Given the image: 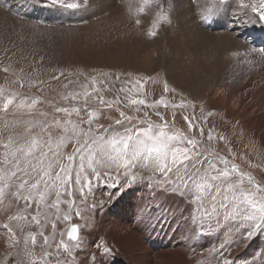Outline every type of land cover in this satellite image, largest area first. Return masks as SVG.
Segmentation results:
<instances>
[{
    "label": "rangeland",
    "instance_id": "rangeland-1",
    "mask_svg": "<svg viewBox=\"0 0 264 264\" xmlns=\"http://www.w3.org/2000/svg\"><path fill=\"white\" fill-rule=\"evenodd\" d=\"M68 1L70 0H0V90H2L0 95H9L15 92L23 94L20 98L26 96L29 99L39 98L41 101L32 110L31 115L26 113L13 115L0 112V142L7 140L10 135L13 139L23 138L27 135L26 129L31 127L27 121L36 124L37 122L51 123L53 119H60L61 121L69 119L63 113H57L55 111L56 107H80V115L73 114L70 119L74 122L79 121L81 118L86 120L87 111L84 110V96L82 94L86 89H91L92 78H96L98 87L102 91L93 95H103L106 100H115L119 97L123 104L113 105L111 108L101 107L99 102L90 96L88 98V108L99 111V118L93 121L94 125L102 124L104 127L111 125L116 131L122 132L123 127L115 126L114 123L121 118L120 111H124L128 116H139L140 118H143V113L146 111L154 124H163L167 121L172 130L197 140L202 151L207 149L210 153L226 158L229 164H236L242 172L250 174L256 182L264 186V126H257V109H253L248 117L244 116L242 114L244 98L236 94L228 98L225 96L224 91L225 85L231 86L233 84L237 71L247 70L252 73L257 69H264V61L260 55L252 56L246 48L234 51L233 47L225 41L209 38L192 30L189 34L191 37L190 47L194 56L186 54L185 49L181 50L178 55L180 59V63L177 64L178 68L175 71H167L166 57L164 54H160V49L148 45H145L144 48H137L132 43L130 45L125 43L133 41L131 37L135 36L140 39L146 37L148 41H154L155 36L162 37L160 35L162 32L157 34V28L155 29L157 35L151 36L149 33L154 30L153 28L146 27L142 23H135L141 9L148 8L149 12L151 11L153 14L154 22L157 21L156 23L161 27L167 29L178 28L180 17L175 0H147V2L145 0H130L132 2L131 8H128V0H120L124 2V5L120 7L121 10L119 9L118 14L127 21L125 20L126 23H123L119 29H116V26L111 23L98 31L86 29L80 34L63 32L65 26L59 27L54 23L57 19L55 16L61 15V12H59L60 7H67L66 14L72 15V7L65 4ZM83 1L87 2V0ZM183 1H186L190 7L191 19L193 18L197 24L200 17L205 14V11L201 12L205 0H195L194 3L191 0ZM233 1L235 2L233 5L234 10L237 12L240 10L243 16L242 19L249 21L252 28H257L256 20L259 21V24H264V21L258 19L257 13L252 11V6L258 7L260 0ZM229 3L226 0V3L222 5L226 19L230 11L226 8V5ZM245 4L248 7H243ZM32 8L37 9L38 12L36 15L30 16ZM25 12L29 16H25ZM102 14L103 11L99 13L100 16ZM143 14L146 13H142L140 16ZM161 15L170 17L171 23L160 20ZM95 18L91 16V20ZM83 20L85 21V17ZM79 25L78 23L74 27ZM129 26L131 30H129ZM131 32L133 36H131ZM164 32L167 36L182 35L168 30H164ZM84 40L85 45H82ZM165 52L171 56L173 50L165 49ZM182 57L184 58L182 59ZM234 57L244 59L241 66L228 69L224 76L225 84L216 86L214 84L209 90L202 91L203 98L200 99L196 93V90H198L195 87L196 85L190 83L192 78L199 76L198 66L201 65L204 68V75L206 74L205 78H202V83H200L201 87L205 88L206 86H203V84L208 85L210 81H214L220 68L225 67L226 64L230 65V62L235 59ZM4 69H8V71L5 72ZM146 70H149V72ZM181 73L185 74L181 76ZM56 77L59 78L56 79ZM116 77L119 79H116ZM181 77H186V80H188L187 91L178 89L174 86L175 84H171L172 81L170 82L173 78L181 79ZM105 80L107 83H103ZM136 81H143V86L137 87ZM197 82L198 80H196ZM165 83H167L169 89L167 93L164 91ZM130 86L135 89L134 93H128ZM121 88L124 91H120ZM103 89L107 90L104 91ZM70 93H80L81 96L78 100L73 101L69 95ZM137 93L139 94L138 97ZM65 97H68V99H65ZM162 97L168 104L167 108L161 106L145 108L130 105V100L133 98H141L148 104H153ZM205 98L206 100H204ZM207 99L211 102V111L206 109ZM181 104L184 107H179ZM137 108L140 110L137 111ZM40 112L47 115L40 116ZM156 112H159L164 119L161 120L160 117L156 116ZM185 116L195 118L196 128L189 130L188 123L184 119ZM82 127L86 128L87 125H82ZM200 127L204 129L203 137H201L199 131ZM210 130L215 137L211 141L208 140ZM37 131L39 129L34 128L33 134ZM52 133L54 138L63 134L59 129H53ZM72 150L73 144L71 143L62 149L65 154H70ZM3 151L0 148V159L3 158ZM146 162L138 161L132 169L137 178L139 177L134 183L140 184L143 178L142 182H152L156 187L155 181L163 178L159 173L153 175L155 174L153 163L150 161L151 164L147 166L145 165ZM94 166L99 167L101 179L97 181L92 178L91 189L86 188L84 196L80 195L78 189L75 191V206L71 212L68 211L66 203L68 197H62L63 202L60 204L59 213L55 208L47 207V205L54 203L55 195L52 194L48 197L45 205L41 208V211L47 212L49 217L46 223L42 220L43 226L37 225L31 220V216L36 214L35 203L28 208L23 200L17 201L13 195L17 191L15 185L19 181L14 180L13 187L5 188L4 196L0 201V230L5 231L6 242L0 243V264H55L57 255L55 245L61 239V233H63V238L67 240V231L73 225L79 226V235L84 245L82 249L75 250L77 254L74 264L83 263L82 258L78 257V253L86 248L89 238H93L91 236L97 221L94 206L100 205L99 209L101 211L105 208V204H109V201L114 199V196H119L118 194H111L112 196H108L109 199L103 192H108L111 189L106 188L105 191H100L99 187L104 184L119 186L124 184L123 190L129 193L130 189L132 190L131 187L136 188L134 183H131L130 186L125 183L126 177L123 176L122 169L120 170L121 174L118 176L115 166L111 168L95 164ZM142 168L146 171L140 174ZM105 172L109 173L112 178H105L103 175ZM150 176L153 177V181L148 179ZM233 180H238V177L234 175ZM244 186L248 187L247 180L244 181ZM156 188L157 198H160L161 195L170 197V195L163 194L159 187ZM170 188L171 185H169V190ZM144 190H148V188L145 187ZM98 192L103 195L97 196ZM177 195L179 194L177 193ZM196 195L197 191L194 186L186 190L184 197L188 199L186 200L188 202L182 199L183 213H186L190 208H194L195 217L205 224L196 225V228L192 230V235L195 236L190 240L192 247L190 249L185 248L186 252L180 254L178 260L170 264H221L224 258L232 260L233 264H264V234L257 233L252 238L243 240L241 233L245 231V227L241 225L245 222L222 219L223 224L229 230L227 229V233L225 232L218 241L216 239L211 240L208 229L215 227L216 217L210 216L204 208H198L196 204L190 202ZM120 197H123V195ZM205 204L210 210L211 205L207 201H205ZM121 205L126 206V201L121 202ZM130 205H132L131 202ZM157 205L158 203H155V206ZM77 211L80 213L79 216L76 215ZM57 215H59V219H57ZM64 215H70L71 219L64 220ZM9 216H27L28 219L10 221ZM220 218H223V216ZM16 222H18V226L16 230L12 229V239L18 242L10 243V233L3 225L9 224L11 228L12 224ZM53 222L56 224L55 233H53L52 228ZM183 222L189 224L186 217L183 218ZM140 227L145 228L142 223ZM40 231L49 236L51 247L43 244V237L39 235ZM33 234H36V245L31 248L33 255L27 256L25 255V240L30 245ZM94 242L93 245L96 246L95 253L98 246L107 245L111 247L109 244L103 243L101 238L96 239ZM236 244L241 248H239L241 250L240 255H237L236 252V257L232 258V252L237 249ZM261 246L262 248H260ZM261 250L263 251L261 252ZM45 253H51V256L47 257ZM84 254H87V252L84 251ZM169 257L171 256L166 257L164 264L168 263L167 258ZM59 258L70 260L67 254L63 252L60 253ZM97 259H100V256ZM147 260L151 262L152 259L147 258Z\"/></svg>",
    "mask_w": 264,
    "mask_h": 264
},
{
    "label": "snow or ice",
    "instance_id": "snow-or-ice-1",
    "mask_svg": "<svg viewBox=\"0 0 264 264\" xmlns=\"http://www.w3.org/2000/svg\"><path fill=\"white\" fill-rule=\"evenodd\" d=\"M147 2V0H145ZM226 0H211V6L208 13L216 11V4H225ZM74 7V5H68ZM248 7V5H243ZM143 11V9H141ZM252 11L257 13L258 19L264 21V0H260L259 6H252ZM160 20H166L171 23L168 16L161 15ZM136 24L140 21L136 20ZM151 36L156 35V25H153ZM5 72L8 69H4ZM59 77H56L58 79ZM116 79H119L116 77ZM107 83V81H103ZM137 87L143 86V81H136ZM23 86V85H21ZM67 87V85H65ZM106 91L107 89H103ZM168 85L165 83L164 91L168 92ZM102 91L97 84L96 78H92L90 90H85L84 110L87 111V119L81 118L74 122L70 119L73 114L80 115L81 108L56 107L57 113H63L69 119L61 121L53 119L51 123L27 121L31 127L26 129L27 135L23 138L13 139L10 135L7 140L0 142V148L3 151V158L0 159V201L5 193V188L13 187V181H19L15 185L17 191L13 193L17 201L23 200L25 206L30 208L34 203L36 205V214L31 216V220L37 225L48 221L47 212H42L41 208L45 205L48 197L55 195V201L47 207L55 208L57 213L60 210V204L63 202L62 197H68L66 201L68 211L71 212L75 206L74 193L78 189L81 196H84L85 189H91L95 180L101 179L99 165L111 168L115 166L117 175L122 174L126 177L125 183L129 186L137 180V175L132 172L138 161H151L154 165L153 172L159 173L163 178L155 181L156 187H159L165 195L179 194L182 198L186 190L196 188L197 195L190 201L197 205L198 208H204L210 216L216 217V223H220V217L224 220H240L245 222L243 227L245 231L241 233L242 239L247 240L257 233L264 234V186L260 185L254 178L245 172H242L236 164H229L224 157H219L215 153L203 151L197 140L183 133L172 130L167 121L163 124H154L149 118L148 112L143 113V118L139 116H128L124 111H120V119L116 120L115 126L123 127V131H116L113 126L104 127L102 124H93V121L99 118V111L88 108V98L91 96L97 100L101 107L111 108L113 105H121L123 101L117 97L115 100H106L103 95H93ZM120 91H124L123 88ZM2 92V90H0ZM135 89L131 86L128 93H134ZM23 94L12 93L9 95H0V112L16 114H32V110L37 104L41 103L39 98L28 97L20 98ZM73 101L81 96L80 93L69 94ZM137 93V97H138ZM68 99V97H65ZM130 105L153 107H168L162 97L153 104H148L144 99L133 98ZM179 107H184L183 104ZM140 109L137 108V111ZM40 116H46L44 112ZM156 116L163 120L159 112ZM188 123L189 130L196 128L194 117H184ZM69 125L71 126L69 128ZM82 125H87L86 128ZM128 125V126H125ZM39 131L33 134V129ZM59 129L63 134L53 137L52 130ZM201 137L204 135V129L199 128ZM46 137V138H45ZM215 137L210 130L208 140ZM223 139V137H221ZM73 144V150L70 154H65L62 149L67 144ZM87 162V166H86ZM90 170V171H89ZM105 178H112L109 173L105 172ZM238 180H233V176ZM152 180L153 177H149ZM247 180L248 187L244 186ZM169 185L171 188L169 190ZM125 185L120 184L123 188ZM153 187V191L156 190ZM207 201L211 208L206 206ZM188 202V201H186ZM167 211V210H166ZM79 216V211L76 212ZM57 215V219H59ZM10 221L26 220L27 216H9ZM64 220H70V215H64ZM3 227L10 233L9 242L12 239V229L9 224ZM53 233H55L56 224L52 223ZM43 237V244L51 247L49 236L43 231L39 232ZM54 239V236H53ZM71 242V243H70ZM36 245V234L31 236V244L25 240V255L32 256L31 248ZM83 241L79 235V226L73 225L67 231V240L63 238L55 245L56 260L55 264H74L77 249L83 248ZM66 253L69 259L61 260L60 253ZM112 249L107 245L97 247L95 254H90L88 264H100L101 259L107 257ZM50 257L51 253H45ZM100 256V259L97 257ZM221 264H233V261L224 258Z\"/></svg>",
    "mask_w": 264,
    "mask_h": 264
},
{
    "label": "bare ground",
    "instance_id": "bare-ground-1",
    "mask_svg": "<svg viewBox=\"0 0 264 264\" xmlns=\"http://www.w3.org/2000/svg\"><path fill=\"white\" fill-rule=\"evenodd\" d=\"M227 1L228 3L230 2L226 5V8L230 9L227 19L222 9L223 4H216V11L209 14L207 10L211 6V0H205L201 11H205V14L200 17L199 22L196 24L193 18L191 19V9L186 1L175 0L178 6L180 21L178 23V28L173 29L163 28L156 23L157 21L154 22L153 14L151 11L149 12V9L147 8L140 12L136 17V20H139L140 23L146 25V27L149 26L150 28H153V25H156V28L158 29L157 34L162 32V34H160L162 37L155 36L154 41H148L146 37L143 39H140L138 36L131 37L133 36V33L131 32L130 37L133 41L126 42L125 44L130 45V43H132V45L137 48H144L145 45H148L152 48L160 49V54H164L166 57L167 71H175L176 68H178L177 64L180 63L178 55L181 50L185 49L186 51L184 52H186V54H192L194 56L190 47L191 37L189 33L192 30H195L196 33L200 35L225 41L233 47L234 51L246 48L248 50L247 52L252 56L260 55L261 59L264 61V24H259V21L256 20L257 28H252L249 21L242 19L243 16L241 15L240 10L239 12L234 10L233 5L235 2L233 0ZM191 2L194 3L195 0H191ZM123 3L124 2L120 0H87V2H84L83 0H70L65 4L67 6L74 5L71 9L72 15L69 16L66 14V11H68L67 7H60L59 12H61V15L58 17L55 16V18L61 22L56 19L54 23L59 27L65 26V31L63 32L67 31L77 34H80L86 29L98 31L107 27L111 23H113V26H116V29H119L123 23H126V19L124 20L121 18L120 14H118L120 7L124 5ZM128 3V8H131L132 2L128 0ZM102 11L103 14L100 16L99 13ZM37 12V9L32 8L30 16L36 15ZM142 13L146 14L140 16ZM25 16L29 15L25 12ZM91 16L96 18L91 20ZM84 17L85 21L83 20ZM87 20L89 21L88 23L86 22ZM78 23L80 25L74 27ZM129 30H131L130 26ZM164 30L177 32L182 35L176 37H173L172 35L167 36ZM140 34L143 35L142 33ZM82 45H85V40ZM165 49L173 50L172 55H167ZM183 58L184 57H182V59ZM234 58L235 59L230 62V65L226 64L225 67L220 68L214 81H210L208 85L203 84V86H206L205 88H202L200 83H202V78H205L206 74L204 75V68L201 65L198 66L199 76L192 78L190 83L196 85L195 87L198 89L196 90V93L200 99L203 98L202 91H205L206 89L209 90L214 84L215 86L218 84H225L224 76L228 69H234L241 66L244 59L238 57ZM146 71L149 72V70ZM184 74L185 73H181V76ZM196 80H198V84L196 83ZM170 82L173 85L175 84L174 86L178 89L184 91H187L188 89V80H186V77H181V79L173 78ZM224 91L225 96L228 98L234 94L244 98L242 108V114L244 116L248 117L253 109H257V126H264V69H257L252 73H249L247 70L237 71L235 73L233 84L231 86L225 85ZM204 100H206V98ZM206 109L208 111L212 110L211 102L208 99L206 101ZM150 164V161L145 163L147 166ZM142 166L144 167L143 164ZM144 168H142V172H139L140 174H143L146 171ZM153 175H158V172ZM142 181L143 178L141 179L140 184L134 183L136 188L134 186L131 187L132 190L130 189V193L124 191L119 185L104 184L99 187L100 191H105L106 188L111 189L108 190V192H103L107 195L106 197L112 196L113 194H118L119 196H114V199H111L109 204H105L107 203V201H105V208L101 211L99 209L100 205L94 206V212L97 214V221L91 236L93 238H89L86 248L78 253V257H81L83 260L82 264H88L89 255L95 254L94 250L96 246L93 245V242L99 238H101L103 243L109 244L112 249V252L100 261V264H164L166 257L171 256L167 258V264H170L171 262L174 263L178 260L180 254L186 252L185 248L190 249L192 247L190 240L195 236L192 235V230L196 228V225L205 223L199 221L195 217L194 208H190L186 213H183L182 199L185 201L188 199L185 197L181 198L177 194L170 195V197L161 195L160 198H157V188L153 191V187H155L154 184L152 182L148 183ZM145 187H147L148 190H144ZM102 195L101 192L97 193V196ZM122 195L123 197H120ZM125 201L126 206L121 205V202ZM130 202L132 205H130ZM155 203H158V205L155 206ZM184 217L187 218L189 224L183 222ZM222 219L223 218H220L219 224L215 222L214 228L211 227V229H208V233L211 235V240L216 239V241H218L228 229L227 226L223 224ZM141 223L145 228L140 227ZM12 225L11 229L16 230L18 222ZM5 237V231L0 230V238H2L0 243L6 242ZM236 246L237 249L232 252V258L236 257V252L237 255H240L241 248L238 244H236ZM178 247L182 248L179 249ZM260 248H262V246ZM84 251H86L87 254H84ZM262 251L263 250H261V252ZM147 258L150 260L152 259L151 262H149ZM80 260L81 259L79 258V261Z\"/></svg>",
    "mask_w": 264,
    "mask_h": 264
}]
</instances>
